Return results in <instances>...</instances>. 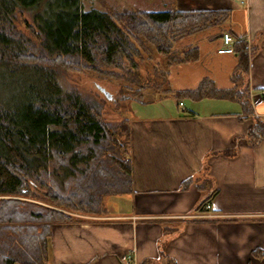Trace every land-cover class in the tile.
<instances>
[{
  "label": "trees",
  "instance_id": "16d2710c",
  "mask_svg": "<svg viewBox=\"0 0 264 264\" xmlns=\"http://www.w3.org/2000/svg\"><path fill=\"white\" fill-rule=\"evenodd\" d=\"M83 5L0 0V264H48L56 226L81 220L72 214L103 216L107 197L134 191L130 119L107 121L105 101L67 87L64 74L94 73L132 90L142 85L139 66L150 45L170 66L193 63L198 49L179 53L175 45L232 18L230 9L109 13ZM21 15L31 19L35 40L18 29ZM247 49L246 41L235 45V87L218 90L207 78L168 96L246 101Z\"/></svg>",
  "mask_w": 264,
  "mask_h": 264
},
{
  "label": "crops",
  "instance_id": "0c3cea01",
  "mask_svg": "<svg viewBox=\"0 0 264 264\" xmlns=\"http://www.w3.org/2000/svg\"><path fill=\"white\" fill-rule=\"evenodd\" d=\"M166 1L160 11H232L229 23L180 41L179 51L198 49L199 59L170 72V90H195L207 78L218 90L235 87L237 54H218L229 33L248 46V98L182 101L183 111L172 95L176 109L141 106L130 121L133 193L107 197L103 216L56 226L48 264H127L133 255L157 264L163 228L177 233L162 264H264V0ZM210 197L212 216L200 217Z\"/></svg>",
  "mask_w": 264,
  "mask_h": 264
},
{
  "label": "rangeland",
  "instance_id": "374dc122",
  "mask_svg": "<svg viewBox=\"0 0 264 264\" xmlns=\"http://www.w3.org/2000/svg\"><path fill=\"white\" fill-rule=\"evenodd\" d=\"M171 3L166 0H83V6L86 11L98 9L109 13L121 12L124 9H132L137 6L146 8L148 11H160L165 8L168 9V4L171 6ZM21 16L20 20H18V29L22 31L23 34L27 35L28 38L30 37L35 40L34 34L31 33V26H33L30 21L31 19L28 18L27 15ZM215 29L217 28L209 31ZM179 43L180 42L175 45L174 49L175 51L181 53L183 50L179 51ZM149 48L150 51L148 53H143L144 60L140 62L139 66L140 78H138L137 81L140 85L142 84V87L133 86L132 90H127L125 84L117 80L104 79L94 73H79L78 71L72 70L64 74L63 82H65L66 86L69 88H76L85 94H95L99 99L105 101L104 118L107 121H113L115 123H120L126 118L131 121L132 118L139 115V108L147 103L150 104V108L148 109L149 111L153 110L155 112V110L159 111L163 109V112L167 109H176V101L168 96L170 93L168 92L170 89V80L168 77L170 76V72L178 71L177 67L179 65L176 63L170 66L169 64L171 62L164 55L157 53L155 47L150 45ZM98 86H101L109 93H112L114 99L108 100L98 89ZM189 103L190 102H187V104ZM1 198L3 197H0V199ZM112 200L113 199H111V201ZM28 201L47 206V204L43 203L41 200L28 199ZM111 208L113 207L111 206ZM72 215H74L77 219H81L80 221L87 217H94H86L81 214ZM163 229L164 232L157 243V247L160 250L158 252L160 258L154 260L157 264L159 262L162 264L166 260L164 252L169 241L168 239L172 238V233H177V231H174L171 234H165V228Z\"/></svg>",
  "mask_w": 264,
  "mask_h": 264
},
{
  "label": "built area",
  "instance_id": "2783aa9c",
  "mask_svg": "<svg viewBox=\"0 0 264 264\" xmlns=\"http://www.w3.org/2000/svg\"><path fill=\"white\" fill-rule=\"evenodd\" d=\"M244 2L245 0H241L242 4H244ZM221 38H222L223 47L220 50H218V54L234 55L235 54L234 49H235V44H236V41L234 40V38H232V36L229 33H224ZM260 96L262 97V99H264V91L260 93ZM179 106L183 111H186V106L184 102H180ZM201 214L202 215H199L200 217H203V215L204 217L212 216V214H210V206L207 205L205 208V212ZM127 264H138L134 255L128 257Z\"/></svg>",
  "mask_w": 264,
  "mask_h": 264
},
{
  "label": "water",
  "instance_id": "95a60500",
  "mask_svg": "<svg viewBox=\"0 0 264 264\" xmlns=\"http://www.w3.org/2000/svg\"><path fill=\"white\" fill-rule=\"evenodd\" d=\"M98 89L101 91V93L104 94V96H105L108 100H113V99H114L112 93H109L108 91H106L105 88H103V87H101V86H98Z\"/></svg>",
  "mask_w": 264,
  "mask_h": 264
}]
</instances>
